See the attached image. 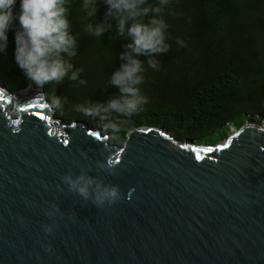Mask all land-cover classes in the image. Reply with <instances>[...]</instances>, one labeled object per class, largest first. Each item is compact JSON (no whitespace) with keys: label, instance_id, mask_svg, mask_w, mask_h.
<instances>
[{"label":"water","instance_id":"95a60500","mask_svg":"<svg viewBox=\"0 0 264 264\" xmlns=\"http://www.w3.org/2000/svg\"><path fill=\"white\" fill-rule=\"evenodd\" d=\"M0 85V264H264V125L214 146L148 126L118 146L52 118L42 89ZM64 177L91 178L87 199ZM101 185L120 199L97 207Z\"/></svg>","mask_w":264,"mask_h":264},{"label":"trees","instance_id":"16d2710c","mask_svg":"<svg viewBox=\"0 0 264 264\" xmlns=\"http://www.w3.org/2000/svg\"><path fill=\"white\" fill-rule=\"evenodd\" d=\"M147 3L154 7L159 0ZM81 4L82 0L68 3L70 30L77 40L71 63L74 70L82 69L78 79L65 78L42 88L30 85L13 60L18 27L13 21L7 53L0 54V83L10 93L30 86L42 89L50 104L54 98L60 100L58 108L51 104L54 118L65 123L86 121L89 127L108 133L110 143L118 146L131 131L148 126L179 140L214 146L248 122H264V0H170L163 6L159 16L167 24L169 50L155 57L156 69L148 67L149 57H135L145 68L139 87L148 102L117 132L104 129V122L76 112L75 107L106 104L119 96L109 80L124 62L119 57L128 51L129 41L116 33V22L105 15L101 0L92 17H87ZM88 23L102 24L106 31L92 36L85 30Z\"/></svg>","mask_w":264,"mask_h":264},{"label":"clouds","instance_id":"9594fccd","mask_svg":"<svg viewBox=\"0 0 264 264\" xmlns=\"http://www.w3.org/2000/svg\"><path fill=\"white\" fill-rule=\"evenodd\" d=\"M97 2L82 0L81 7L87 17L94 16ZM101 2L105 6V15L116 22V33L129 41L125 45L128 51L119 57L124 62L112 72L109 80L117 88L119 96L106 104L76 105L75 111L86 117L98 118L104 122V129L117 132L148 102L139 87L143 83L145 68L135 57H149L148 67L156 69L158 61L155 57L169 50L170 46L165 43L167 24L159 13L163 6L169 5L170 0H159L154 7L148 6L147 0ZM68 3L69 0H0V54L7 53V33L15 21L18 27L14 33L13 60L23 76L31 82L30 85L36 88L51 82L59 84L65 78L76 81L82 71L74 70L71 63V58L77 54V40L70 30ZM144 17H148L147 22H144ZM85 30L99 37L106 31V26L96 24L93 27L88 23ZM176 42L183 46L182 41ZM79 83L83 85L85 81L79 80ZM51 104L57 108L61 106L58 98H54ZM107 167L112 168L109 165ZM64 179L70 188L87 199L89 187L93 183L91 178ZM120 196L116 185H101L93 203L97 207L105 204L110 206ZM43 231L50 233L52 228L45 226Z\"/></svg>","mask_w":264,"mask_h":264},{"label":"bare ground","instance_id":"6f19581e","mask_svg":"<svg viewBox=\"0 0 264 264\" xmlns=\"http://www.w3.org/2000/svg\"><path fill=\"white\" fill-rule=\"evenodd\" d=\"M0 88L3 89V88L1 87V85H0ZM30 94H41V92L29 88V89H26V90H24V91L19 92L15 97H17V98H21V97H23V96L30 95Z\"/></svg>","mask_w":264,"mask_h":264},{"label":"rangeland","instance_id":"374dc122","mask_svg":"<svg viewBox=\"0 0 264 264\" xmlns=\"http://www.w3.org/2000/svg\"><path fill=\"white\" fill-rule=\"evenodd\" d=\"M29 89V88H28ZM26 90V89H25ZM24 91V90H23ZM36 91H39V90H36ZM21 92V91H20ZM261 125L263 126L264 125V122L263 123H261Z\"/></svg>","mask_w":264,"mask_h":264},{"label":"flooded vegetation","instance_id":"af4514ba","mask_svg":"<svg viewBox=\"0 0 264 264\" xmlns=\"http://www.w3.org/2000/svg\"><path fill=\"white\" fill-rule=\"evenodd\" d=\"M51 117H52V118H54V116H53V115H52Z\"/></svg>","mask_w":264,"mask_h":264},{"label":"snow or ice","instance_id":"6c2138e0","mask_svg":"<svg viewBox=\"0 0 264 264\" xmlns=\"http://www.w3.org/2000/svg\"><path fill=\"white\" fill-rule=\"evenodd\" d=\"M41 118H43V117H41Z\"/></svg>","mask_w":264,"mask_h":264}]
</instances>
